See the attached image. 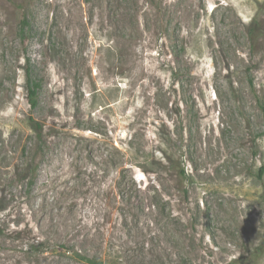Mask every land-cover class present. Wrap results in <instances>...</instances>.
Masks as SVG:
<instances>
[{
    "label": "rangeland",
    "instance_id": "obj_1",
    "mask_svg": "<svg viewBox=\"0 0 264 264\" xmlns=\"http://www.w3.org/2000/svg\"><path fill=\"white\" fill-rule=\"evenodd\" d=\"M263 184L264 0H0V264H264Z\"/></svg>",
    "mask_w": 264,
    "mask_h": 264
},
{
    "label": "trees",
    "instance_id": "obj_2",
    "mask_svg": "<svg viewBox=\"0 0 264 264\" xmlns=\"http://www.w3.org/2000/svg\"><path fill=\"white\" fill-rule=\"evenodd\" d=\"M22 37H23V39H26L25 35ZM41 86H42L41 80L35 78V76L33 75V70L28 65L26 87H27V99H28L31 110H34L38 105L39 92H40ZM33 124H34L33 125L34 129L36 130L38 135L41 136L43 134L42 124L40 122L34 120V119H33ZM179 171H180L181 176L186 175L185 169L183 167H181ZM263 186H264V184H263Z\"/></svg>",
    "mask_w": 264,
    "mask_h": 264
}]
</instances>
